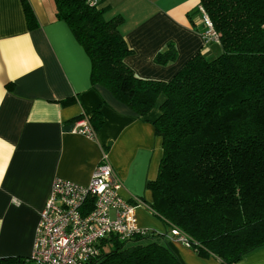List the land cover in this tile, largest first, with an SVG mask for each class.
Masks as SVG:
<instances>
[{
	"label": "trees",
	"instance_id": "16d2710c",
	"mask_svg": "<svg viewBox=\"0 0 264 264\" xmlns=\"http://www.w3.org/2000/svg\"><path fill=\"white\" fill-rule=\"evenodd\" d=\"M64 21L91 62L90 85H101L138 117L164 99L152 124L162 140L158 172L146 184L148 209L168 231L177 229L200 257L237 264L264 245V0H198L218 36L221 52L196 53L167 81L138 77L125 63L130 53L121 18L107 19L104 8L87 0H54ZM29 29L37 26L21 0ZM203 22V21H202ZM204 24V22H203ZM206 26L202 33L204 34ZM177 56L173 43L156 54L167 63ZM74 98H66L63 104ZM86 115L94 130L100 107ZM154 230L128 240L99 243L87 264H182ZM145 242V243H143ZM0 264H28L26 257H3Z\"/></svg>",
	"mask_w": 264,
	"mask_h": 264
},
{
	"label": "crops",
	"instance_id": "0c3cea01",
	"mask_svg": "<svg viewBox=\"0 0 264 264\" xmlns=\"http://www.w3.org/2000/svg\"><path fill=\"white\" fill-rule=\"evenodd\" d=\"M37 26L29 29L21 0H0V259L33 250L39 214L60 176L87 184L103 153L121 182L120 195L136 202L140 227L163 234L182 264H219L175 240L148 209L162 156L153 120L164 99L138 117L101 85H90L91 62L68 25L56 17L54 0H27ZM107 19L120 17L131 50L125 63L140 78L170 80L196 53L217 55L206 40L198 0H98ZM173 43L177 56L157 63ZM220 49L217 48V50ZM74 98L66 104L62 101ZM100 107L101 127L92 137L74 132L75 118ZM163 238V239H162ZM237 264H264V245Z\"/></svg>",
	"mask_w": 264,
	"mask_h": 264
},
{
	"label": "built area",
	"instance_id": "2783aa9c",
	"mask_svg": "<svg viewBox=\"0 0 264 264\" xmlns=\"http://www.w3.org/2000/svg\"><path fill=\"white\" fill-rule=\"evenodd\" d=\"M98 6V0H87ZM206 40L218 36L202 7ZM74 132L92 137L94 130L86 115L74 122ZM121 182L103 153L92 171L90 181L80 184L57 176L39 214L33 250L28 264H87L98 256L99 243L113 235L128 240L148 229L135 219L136 202L120 195ZM175 240L188 246L185 236L177 229L169 231Z\"/></svg>",
	"mask_w": 264,
	"mask_h": 264
},
{
	"label": "rangeland",
	"instance_id": "374dc122",
	"mask_svg": "<svg viewBox=\"0 0 264 264\" xmlns=\"http://www.w3.org/2000/svg\"><path fill=\"white\" fill-rule=\"evenodd\" d=\"M214 45H213V48H215L216 49V51H218V52H216V53H220L221 52V47H220V49H218L217 50V48H219V43H217V42H214L213 43ZM137 242L136 241H133V240H128L127 242H126V244L127 245H135ZM143 243H145V242H143Z\"/></svg>",
	"mask_w": 264,
	"mask_h": 264
}]
</instances>
